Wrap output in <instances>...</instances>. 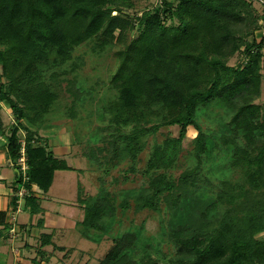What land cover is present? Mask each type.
Masks as SVG:
<instances>
[{
    "label": "trees",
    "instance_id": "16d2710c",
    "mask_svg": "<svg viewBox=\"0 0 264 264\" xmlns=\"http://www.w3.org/2000/svg\"><path fill=\"white\" fill-rule=\"evenodd\" d=\"M137 1L0 0V103L9 105L15 119L8 136L14 162L22 148L20 131H26V207L31 215L42 212L31 185L48 191L56 170L72 169L39 136L60 98V75L69 71L63 66L88 41L95 40L99 50L119 43L111 78L118 94L103 105L104 123L83 154L106 171L127 160L124 170L141 172L148 184L122 190L102 185L87 196L79 184L80 234L95 242L105 234L113 240L96 264H157L146 249L137 256L140 231L108 232L118 208L132 206L166 209L175 249L169 264H264V105L256 102L264 86V36L254 35L264 24V10L249 0H163L132 15ZM237 52L244 61L230 64ZM210 104L230 112L212 133L197 119ZM173 124L179 135L154 142L140 169L148 138ZM189 126L198 131L191 151L196 162L176 178L168 171L177 165ZM75 143H81L79 136ZM214 157L221 159L212 164L216 169L206 165ZM0 225L11 228L5 210Z\"/></svg>",
    "mask_w": 264,
    "mask_h": 264
},
{
    "label": "rangeland",
    "instance_id": "374dc122",
    "mask_svg": "<svg viewBox=\"0 0 264 264\" xmlns=\"http://www.w3.org/2000/svg\"><path fill=\"white\" fill-rule=\"evenodd\" d=\"M156 2L157 0H138L136 9L131 10L130 13L132 15L140 14L141 10ZM135 34H137V31L132 32V36ZM254 35L257 39H261L264 36V24L255 31ZM121 46L122 44L119 43L111 44L105 49L99 50L96 49L95 40H91L80 45L75 50L72 60L63 66L69 71L60 75L62 79L60 98L53 111L48 115V124L50 126L42 128L41 131L58 126L70 128L76 151L84 156L83 153L89 149L88 145L90 140L93 139L94 132L99 130V127L104 123L101 117L103 105L118 94V90L112 83L111 78L118 65V59L114 52ZM243 61L244 55L241 52H237L229 59L230 64H238ZM70 68L75 69L70 70ZM256 102L264 105V86L262 95ZM0 104L5 131L10 133V129L15 123L12 109L4 102ZM229 117L230 112L223 106L210 104L200 109L197 119L204 130L216 132ZM179 128L178 124L161 126L154 135L148 138L149 144L140 154V161L137 166L140 169L145 166L154 142H161L166 136H178ZM197 132L193 126L188 127L177 165L168 171L169 174L176 178L186 167L192 166L196 162L195 157L191 155V151L194 146L193 139ZM25 134L26 131L22 129L20 131L21 137L25 138ZM76 136L81 139L80 144L75 143ZM100 143L102 144V142L98 144ZM92 144L94 143L92 142ZM84 158L86 169L81 176L84 186H82V183L80 184L84 189L85 196L96 194L102 185L110 189L122 190L130 188L140 189L144 184H148L147 178L141 172H127L124 170L129 162L127 160L113 166L110 171H106L103 166L96 164L93 160L85 156ZM217 161H221V159L208 158L206 165L216 169L212 164L217 165ZM132 203L134 204L133 201ZM169 219L170 217L164 207L161 210L148 208L136 210L132 206L126 211L118 208L115 220L112 221L111 229L108 232L116 233L126 229L140 231L139 247L141 250L140 252L138 251L137 256L141 255L146 249L151 252L152 261H157V264H169V258L175 251L168 236L170 230ZM263 235L264 233L259 236ZM73 237L74 248H77L81 234L78 232ZM112 245V236L109 234H105L100 242L87 239L84 241L82 249L75 252L72 264H96L104 257ZM68 252L72 253L73 251L69 250Z\"/></svg>",
    "mask_w": 264,
    "mask_h": 264
},
{
    "label": "crops",
    "instance_id": "0c3cea01",
    "mask_svg": "<svg viewBox=\"0 0 264 264\" xmlns=\"http://www.w3.org/2000/svg\"><path fill=\"white\" fill-rule=\"evenodd\" d=\"M254 5L263 12L259 3ZM8 136V131L0 132V210L7 212L11 226L5 229L0 225V264H72L75 252L87 240L81 235L79 246L74 248L73 235L79 232L77 223L84 218L78 187L86 162L76 151L72 131L66 126L40 130V142L64 157L72 169L56 170L48 191L31 185L43 207L42 212L33 215L26 207V196L18 195L23 183L19 181L20 171L8 155ZM43 240L47 243L43 244Z\"/></svg>",
    "mask_w": 264,
    "mask_h": 264
},
{
    "label": "built area",
    "instance_id": "2783aa9c",
    "mask_svg": "<svg viewBox=\"0 0 264 264\" xmlns=\"http://www.w3.org/2000/svg\"><path fill=\"white\" fill-rule=\"evenodd\" d=\"M249 1H251L254 4L259 3L263 7V10H264V0H249ZM162 2L163 0H157L158 4H162ZM20 140L22 142V148L20 150V154H19L17 161L14 163L22 175L21 182L23 183V185L19 187L18 195L20 197H25L26 194L29 193L30 191L28 190L27 186H25V184H27V181L29 180V175H28L29 165H28L27 154H26V149H25V138H21Z\"/></svg>",
    "mask_w": 264,
    "mask_h": 264
}]
</instances>
